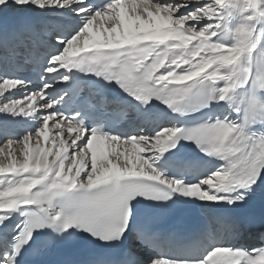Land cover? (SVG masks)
<instances>
[{
  "label": "snow or ice",
  "instance_id": "snow-or-ice-1",
  "mask_svg": "<svg viewBox=\"0 0 264 264\" xmlns=\"http://www.w3.org/2000/svg\"><path fill=\"white\" fill-rule=\"evenodd\" d=\"M258 195L264 0H0V264H264Z\"/></svg>",
  "mask_w": 264,
  "mask_h": 264
},
{
  "label": "bare ground",
  "instance_id": "bare-ground-1",
  "mask_svg": "<svg viewBox=\"0 0 264 264\" xmlns=\"http://www.w3.org/2000/svg\"><path fill=\"white\" fill-rule=\"evenodd\" d=\"M9 22H10V21H9ZM19 95L22 96V94H19V93H18L17 96H19ZM52 131L54 132L55 130L53 129ZM65 138H67V136H65ZM42 143H43V142H42Z\"/></svg>",
  "mask_w": 264,
  "mask_h": 264
},
{
  "label": "rangeland",
  "instance_id": "rangeland-1",
  "mask_svg": "<svg viewBox=\"0 0 264 264\" xmlns=\"http://www.w3.org/2000/svg\"><path fill=\"white\" fill-rule=\"evenodd\" d=\"M15 98H17V99H21V98H22V96H20V95H19V96H16Z\"/></svg>",
  "mask_w": 264,
  "mask_h": 264
}]
</instances>
